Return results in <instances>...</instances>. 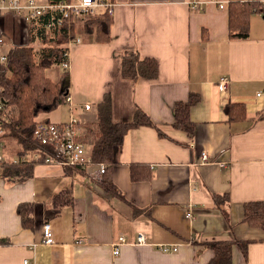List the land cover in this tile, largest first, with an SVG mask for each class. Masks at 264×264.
Segmentation results:
<instances>
[{
  "label": "crops",
  "instance_id": "0c3cea01",
  "mask_svg": "<svg viewBox=\"0 0 264 264\" xmlns=\"http://www.w3.org/2000/svg\"><path fill=\"white\" fill-rule=\"evenodd\" d=\"M112 1L110 40L83 35L80 25L83 41L70 49V101L40 116L62 122L75 114L85 134L111 91L115 120L132 118L139 106L164 135L148 125L125 134L111 170L124 198L104 190L96 168L68 174L55 161L35 162L25 180L9 179L2 164L19 154L14 146L0 148V264H209L211 244L225 240L233 242L232 264H264V229L244 219L248 202L264 200V13L253 12L249 36L239 38L229 30V5L236 0ZM0 32L8 43L4 52L28 43L27 23L13 11L0 12ZM47 41L37 39L35 46ZM128 48L156 58L157 77H121ZM223 76L226 90L219 88ZM191 94L199 100L190 110L195 128L189 134L174 126V106ZM230 102L243 104L244 118L229 119ZM203 150L209 162H201ZM132 164L144 165L140 172L151 177L133 179ZM59 193L73 202L57 207ZM24 203L34 207L32 226L18 213ZM45 222L53 244L42 242ZM139 231L147 244L136 243ZM120 236L126 240L115 255ZM160 244L178 249L161 251Z\"/></svg>",
  "mask_w": 264,
  "mask_h": 264
},
{
  "label": "trees",
  "instance_id": "16d2710c",
  "mask_svg": "<svg viewBox=\"0 0 264 264\" xmlns=\"http://www.w3.org/2000/svg\"><path fill=\"white\" fill-rule=\"evenodd\" d=\"M53 1V0H52ZM264 6L260 0H236L229 5V30L232 37L246 38L249 36V18L253 12L262 13ZM48 16H42L39 22L31 25L27 44L15 45L8 51L7 61L0 62V102L4 110L1 116L2 134L0 148L14 146L19 158L15 161L5 162L3 175L9 179L19 178L25 180L32 174L33 164L37 161H45L47 154L53 155L50 145L42 144L34 137V128L42 118V113H49L68 102L70 95L69 71L63 69L57 81L48 77L46 70L54 64H62L68 58L67 41L75 37L77 30L82 25L83 35H94L97 41L110 40V26L112 15L107 11H100L97 15H87L80 22L72 25L71 33L67 27L59 29L48 43L36 49L35 42H48L44 29ZM60 41L62 42L60 44ZM66 42V44H65ZM54 44V45H53ZM159 73V63L154 57L143 56L134 48L125 49L122 52L120 76L130 81L143 78H155ZM199 100L197 94H191L188 100H179L174 106V126L192 134L195 123L190 118L191 107ZM230 120L244 118L243 104L230 102L225 106ZM262 117V115L260 116ZM141 125L158 128L152 118L139 106H135L133 117L124 120L113 118V95L108 91L103 100L97 105V121L87 127L90 155L95 163H105L106 171L102 173L98 182L105 191L114 196L124 198V195L116 187L112 179L111 170L119 162V154L127 131ZM159 134L164 133L158 128ZM82 134V133H81ZM83 135V134H82ZM84 138V136H83ZM15 152V153H16ZM39 159L35 160V155ZM141 164L131 165L132 178H150L151 174L140 172ZM68 174L76 172L85 174L81 166L66 165ZM217 203L220 202L216 195ZM57 207L71 204L72 197L66 193H59L54 198ZM34 209L31 204H21L18 213L22 216L23 224L32 226L33 221L29 217ZM244 219L250 224L264 229V200L251 201L246 204ZM244 255L247 254V241H239ZM214 256L209 264H232V241H219L211 244Z\"/></svg>",
  "mask_w": 264,
  "mask_h": 264
},
{
  "label": "built area",
  "instance_id": "2783aa9c",
  "mask_svg": "<svg viewBox=\"0 0 264 264\" xmlns=\"http://www.w3.org/2000/svg\"><path fill=\"white\" fill-rule=\"evenodd\" d=\"M264 6V0H261ZM115 3L112 0H50L46 3H39L38 0H26V4H22L20 0H0V12L7 10L13 11L17 15L23 16L27 23L28 36L30 34L31 25L39 22L42 16H48L47 22L44 24V29L48 34L47 37H54L62 27H67L71 33L72 25L80 22L87 15H97L100 11H107L113 14ZM219 6H225L224 1L219 2ZM264 13V11L262 12ZM83 41L82 36L76 33L75 37H70L67 41V51L65 52L68 58L61 64V67L68 70L70 67V49ZM52 40L51 43H53ZM46 43V42H45ZM57 43V42H56ZM62 42H60L61 44ZM66 44V42H65ZM6 35L0 32V62L7 61L9 48L4 52L1 48L7 47ZM228 78L223 76L219 81V88L226 90L228 88ZM70 101V95L68 102ZM86 108H91L90 104ZM4 106L0 102V135L2 134L1 116L3 114ZM79 120L75 114L67 121L54 122L51 120H39L36 122L34 128V137L42 144L50 145L53 150V155L47 154L46 162H59L66 165L81 166L83 169H97L100 175L106 171L107 165L105 163H95L90 155L88 144L82 138ZM2 141H0V146ZM39 159V155H35V160ZM210 156L207 151L201 152V162H209ZM227 167V164H223ZM188 217H192V211L187 212ZM126 238L120 236L118 241L114 243V254L118 255L121 252V244ZM55 241L53 228L50 222H45L42 227V242L53 244ZM136 243L147 244V237L145 232L139 231ZM157 248L161 251H176L178 246H171L167 244H160ZM25 264H35L29 259L24 260Z\"/></svg>",
  "mask_w": 264,
  "mask_h": 264
},
{
  "label": "rangeland",
  "instance_id": "374dc122",
  "mask_svg": "<svg viewBox=\"0 0 264 264\" xmlns=\"http://www.w3.org/2000/svg\"><path fill=\"white\" fill-rule=\"evenodd\" d=\"M21 1V3L22 4H26V0H20ZM40 1V0H39ZM61 42V41H60ZM54 44H56V41H54L53 42ZM53 44V45H54ZM36 49L38 50V49H41V45L40 44H36ZM63 71V68L61 67V65L60 64H54V65H52L50 68H48L47 70H46V73H47V75H48V77L49 78H51L52 80H58V78H59V75H60V73ZM85 132V131H84ZM83 136H84V139L86 138H88V133L87 132H85V134H83ZM85 139V140H86ZM13 152H15V150L13 151Z\"/></svg>",
  "mask_w": 264,
  "mask_h": 264
}]
</instances>
